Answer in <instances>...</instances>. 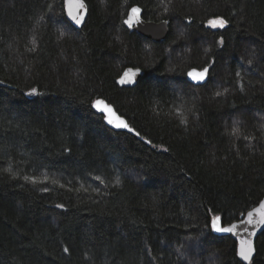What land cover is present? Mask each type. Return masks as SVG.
Here are the masks:
<instances>
[{"label": "trees", "instance_id": "trees-1", "mask_svg": "<svg viewBox=\"0 0 264 264\" xmlns=\"http://www.w3.org/2000/svg\"><path fill=\"white\" fill-rule=\"evenodd\" d=\"M64 1L0 0V264H242L211 220L264 199V0H84L80 30ZM134 6L164 42L125 28ZM128 68L144 76L121 88Z\"/></svg>", "mask_w": 264, "mask_h": 264}, {"label": "snow or ice", "instance_id": "snow-or-ice-1", "mask_svg": "<svg viewBox=\"0 0 264 264\" xmlns=\"http://www.w3.org/2000/svg\"><path fill=\"white\" fill-rule=\"evenodd\" d=\"M80 9H81V12L78 16L72 15V13L69 12V16L71 17L72 21H74V23L76 25H80L84 19L85 5L83 4V0H81V2H80ZM140 13H141V9L139 7L131 8L130 12L128 13V18L124 19L122 23L124 25H127V27L129 29L134 28L136 25L142 23V21L139 18ZM41 19H43V17H41ZM162 23L167 25L169 23V21L166 19ZM227 23H228V21L223 17H215V18L208 21L209 26L212 28H217V27L224 28L227 25ZM217 43L220 45H223L224 44L223 37H221V39ZM31 50H34V49H31ZM251 63L252 62L249 61V64H251ZM139 72H140L139 68H136L135 71L132 68H128L125 71L124 75L117 81V83H119L120 85L136 83V77L139 74ZM209 74H210V65L205 66L200 70H197L196 68H192L191 70H189L187 72V77L189 78L190 81H192L193 84H195L197 86H201L208 79ZM236 76L240 77L241 73L237 72ZM240 90L243 91V88L241 87ZM35 92H36V89H32L31 93H29V94H34ZM216 95L220 96L221 93L217 92ZM93 107L105 114L104 118H105L107 124L117 128V129H126L129 132L134 131V129L131 128L125 120L121 119V117L115 113L113 108L110 107L104 100L98 99V100L94 101ZM180 122L181 123H187V120L181 119ZM238 132H239V129L234 127L233 128V134L237 135ZM135 134L139 135L138 132H136ZM245 139H252V138L251 137H245ZM148 143H151V141H148ZM4 171L10 172L11 170L10 169H4ZM23 178L26 182H30L33 184L37 183V180L35 177L24 176ZM45 179H47V177H45ZM46 190L47 189L45 188V191ZM97 191H98V189H97ZM262 206H264V204H262ZM57 207H62V205H57ZM248 216H249L248 223L250 224L252 222L251 217L253 216V213L249 212ZM258 223L264 224V219H261L260 221H258ZM237 227H238V225H236V224H232L230 227H222L221 226V217H219V216H216L211 220V230L213 232H216V233H234V230ZM251 235L255 236L256 235L255 231H253L251 233ZM64 251L68 252L69 249L65 248ZM255 252H256V249L254 247V244H253L252 240L249 239L247 241H241V246L237 250L236 255L239 256L241 260H243L245 262H249V264H251V261L253 259Z\"/></svg>", "mask_w": 264, "mask_h": 264}, {"label": "water", "instance_id": "water-1", "mask_svg": "<svg viewBox=\"0 0 264 264\" xmlns=\"http://www.w3.org/2000/svg\"><path fill=\"white\" fill-rule=\"evenodd\" d=\"M80 2H81V0H65L64 1L65 18L70 23V25L73 26L77 30L82 29V27L84 26V24L86 22V19H87V16H88V6L85 3V1L83 0V4L85 5L84 19H83V21H82V23L80 25H76L74 23V21H72L71 17L69 16V12H71L72 15H77L78 16L80 14V12H81ZM134 7H138V6H134ZM130 10L128 11V13L130 12ZM127 18H128V14H127L126 19ZM139 18L142 21V23L136 25L132 29H129L127 27V25H125V28L129 32L136 33L137 35H139V36H141V37H143V38H145L147 40H150V41H152L154 43H162V42H164L166 40V38L168 36V33H169V29H170L169 28V23L167 25H165V24L162 23L163 21H160V22L145 21L143 19V10L142 9H141V13H140V17ZM132 69L135 71L134 68H132ZM197 70H200V69H197ZM125 71L122 73L121 77L124 75ZM143 76H144V72L142 70H140L139 74L136 77V83L126 84V85H120L119 83H117V84L121 88H133L134 86H136L138 81ZM186 80L191 85L197 86V85L193 84L192 81L189 80V78L187 77V73H186ZM207 81H208V79L204 82L203 85H205L207 83ZM203 85H201V86H203ZM109 106L112 107L111 105H109ZM93 109H94L95 112H97L98 114H100L103 117H105L104 113L100 112L99 110H97L94 107H93ZM113 110L115 111L114 108H113ZM115 113L118 116H120L116 111H115ZM121 119L125 120L122 117H121ZM104 123L106 124L107 127H109L110 129H112L114 131L135 134L134 131L133 132H129L126 129H117V128L107 124L105 118H104ZM262 204H264V199L256 207H254L252 210L249 211V212L253 213V216L251 217L252 222L250 224L248 223V220H249L248 213L249 212H247L242 220L232 223V224L238 225V227L234 230V233H216V232L212 231L213 234L218 236V237H230L236 243V249L237 250L241 246V241H247L249 239L252 240V242L254 244V247H255L257 239L264 233V224H259L258 223V221H260L261 219H264V206H262ZM232 224L224 226L221 223V226L222 227H230ZM253 231H255V233H256L255 236L251 235V233ZM255 254H256V252L254 253L253 259L255 257ZM237 259L242 264H249V262H245V261L241 260L239 256H237Z\"/></svg>", "mask_w": 264, "mask_h": 264}, {"label": "rangeland", "instance_id": "rangeland-1", "mask_svg": "<svg viewBox=\"0 0 264 264\" xmlns=\"http://www.w3.org/2000/svg\"><path fill=\"white\" fill-rule=\"evenodd\" d=\"M210 27V26H209ZM212 28V27H211ZM219 27H217V29H218ZM215 29V28H214Z\"/></svg>", "mask_w": 264, "mask_h": 264}]
</instances>
